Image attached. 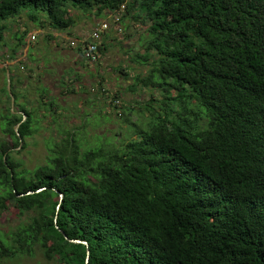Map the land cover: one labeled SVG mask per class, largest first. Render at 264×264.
I'll list each match as a JSON object with an SVG mask.
<instances>
[{"label":"trees","instance_id":"16d2710c","mask_svg":"<svg viewBox=\"0 0 264 264\" xmlns=\"http://www.w3.org/2000/svg\"><path fill=\"white\" fill-rule=\"evenodd\" d=\"M71 9L148 24L132 59L148 73L129 89L160 99L144 105L145 129L108 149H84L52 118L59 138L26 170L13 152L41 110L59 108L47 87L36 107L19 103L2 69L14 104L5 87L0 131L14 143H0V264L36 253L46 264H264V0H0V44L23 12L69 33ZM9 205L18 220L4 229Z\"/></svg>","mask_w":264,"mask_h":264},{"label":"rangeland","instance_id":"374dc122","mask_svg":"<svg viewBox=\"0 0 264 264\" xmlns=\"http://www.w3.org/2000/svg\"><path fill=\"white\" fill-rule=\"evenodd\" d=\"M70 14L74 25L63 35L49 27L43 13L38 22H33L23 12L6 24L5 38L0 44V114L9 107L3 93L6 87L4 67L12 70L15 90L21 96L19 103L36 107L39 88L47 87L48 97H56L59 108L49 113L41 110L38 132L25 140L23 150L17 149L20 153L13 152V158L21 162L22 169L33 170L44 164L47 143L59 138L52 118L60 116L59 121L65 129L75 130L76 138L85 141L84 149L97 146L108 149L135 138V128L145 129L150 114L143 107L151 94L159 98L154 90L129 89L134 77L148 73V66L132 60L135 53H143L141 39L146 35L148 24L135 21L133 13L123 15V32L107 31V36H102L100 41L99 60L90 63L83 61L71 48L70 39L85 38L107 16L97 18L92 12L84 14L72 9ZM19 43L24 46L11 59ZM60 82H64L63 88L59 87ZM153 106L159 112L158 105ZM3 141L9 146L14 143L12 136L0 131V143ZM17 220L16 209L9 205L2 216V227L7 229ZM13 264L46 263L36 253L20 256Z\"/></svg>","mask_w":264,"mask_h":264},{"label":"built area","instance_id":"2783aa9c","mask_svg":"<svg viewBox=\"0 0 264 264\" xmlns=\"http://www.w3.org/2000/svg\"><path fill=\"white\" fill-rule=\"evenodd\" d=\"M121 9H123V7ZM111 27L117 34L122 33V28L119 24V16L111 15L110 22L106 20L99 22L97 26L91 31V34L85 38L70 39V46L73 49L80 47L83 58L90 63H95L100 57L98 45L101 41L102 34L110 30Z\"/></svg>","mask_w":264,"mask_h":264},{"label":"water","instance_id":"95a60500","mask_svg":"<svg viewBox=\"0 0 264 264\" xmlns=\"http://www.w3.org/2000/svg\"><path fill=\"white\" fill-rule=\"evenodd\" d=\"M5 77H6V89H7V92L10 96V105H11V108H13V104H14V99L10 93V80H9V71L6 69L5 70ZM23 119H24V116H23ZM18 125L15 126V131L18 129ZM43 189H40L39 191H42ZM73 242H76V243H79L78 241H73Z\"/></svg>","mask_w":264,"mask_h":264},{"label":"crops","instance_id":"0c3cea01","mask_svg":"<svg viewBox=\"0 0 264 264\" xmlns=\"http://www.w3.org/2000/svg\"><path fill=\"white\" fill-rule=\"evenodd\" d=\"M59 34H62V33H59ZM64 34H66V33H64ZM63 35V34H62Z\"/></svg>","mask_w":264,"mask_h":264}]
</instances>
